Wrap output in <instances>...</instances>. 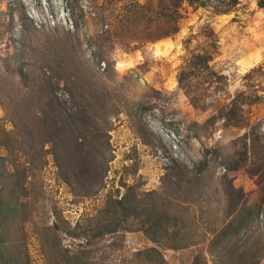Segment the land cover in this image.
<instances>
[{"label": "rangeland", "instance_id": "1", "mask_svg": "<svg viewBox=\"0 0 264 264\" xmlns=\"http://www.w3.org/2000/svg\"><path fill=\"white\" fill-rule=\"evenodd\" d=\"M0 189L13 264H264V0H0Z\"/></svg>", "mask_w": 264, "mask_h": 264}, {"label": "trees", "instance_id": "2", "mask_svg": "<svg viewBox=\"0 0 264 264\" xmlns=\"http://www.w3.org/2000/svg\"><path fill=\"white\" fill-rule=\"evenodd\" d=\"M51 88L52 94L54 93V89ZM51 125H48L49 127ZM77 146L82 148L85 143L76 142ZM7 200L2 198L1 189H0V218L8 220L11 217V205L6 202ZM111 211L115 213V215L122 214L124 217H136L141 218V226L142 229L147 233L152 239L156 242H162L164 239H172V236L169 234L168 226L170 221L173 219L167 211L165 210H154L150 207L143 206H132L128 207L125 204V199H121L119 201H112L111 203ZM120 228H122L121 224L113 225V222L107 225V227H103V230L100 233H97V236L116 232ZM8 231L7 229H2L0 231V264H13V260L11 259L9 243H8Z\"/></svg>", "mask_w": 264, "mask_h": 264}]
</instances>
